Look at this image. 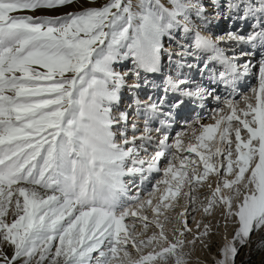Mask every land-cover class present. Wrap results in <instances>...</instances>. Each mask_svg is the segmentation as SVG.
<instances>
[{"label":"snow or ice","instance_id":"obj_1","mask_svg":"<svg viewBox=\"0 0 264 264\" xmlns=\"http://www.w3.org/2000/svg\"><path fill=\"white\" fill-rule=\"evenodd\" d=\"M76 3L0 0V264H187L217 210L236 264L264 233V0Z\"/></svg>","mask_w":264,"mask_h":264},{"label":"rangeland","instance_id":"obj_2","mask_svg":"<svg viewBox=\"0 0 264 264\" xmlns=\"http://www.w3.org/2000/svg\"><path fill=\"white\" fill-rule=\"evenodd\" d=\"M104 3V0H97L96 6H99L100 4ZM81 4H84L85 7L90 6L86 3H84V0H77L76 5L68 7L63 9V12H71V11H78L79 6ZM19 15H58L59 13H44V12H36V13H18ZM253 72H256V69H253ZM253 77H248L246 81L241 82V92H246L249 84H255V82L252 80ZM245 83V84H244ZM179 127V126H177ZM213 187L215 186V180L213 178L212 180ZM196 195L200 198L197 201V205H199L201 202H205L204 197L206 195H210L209 188L207 185H205L203 188L199 189L196 193ZM180 211V209H177V212ZM176 214V213H173ZM196 221H200L201 219H204V223H211V231L213 235L211 236V239L207 240L206 242L210 245L209 248L202 247L199 242H197V247L193 251L191 245H188L186 243L185 247L182 251L178 250V255H182L183 259L187 262V264H205L206 260H212L214 259L215 255H219V249L221 248V239L220 234L223 232H226L228 234V237L232 239V236L234 234V225L229 222L227 226H225V222L222 218L221 211L217 210L216 213L211 216L204 218L202 217L201 213L197 212L196 214ZM193 232L196 231V224L195 221H190ZM171 227V225H169ZM154 229H149V234ZM202 230V229H201ZM188 240L192 239V236L187 237ZM251 247H243L240 249L239 254L236 258V264H264V233H255L251 237ZM199 248V252L196 251L197 248ZM133 256H135V251L132 250ZM212 257V258H211ZM167 264H176V261L174 258H169L167 261Z\"/></svg>","mask_w":264,"mask_h":264},{"label":"bare ground","instance_id":"obj_3","mask_svg":"<svg viewBox=\"0 0 264 264\" xmlns=\"http://www.w3.org/2000/svg\"><path fill=\"white\" fill-rule=\"evenodd\" d=\"M193 74H195V73H193ZM254 82H255V79H252ZM158 84L160 83V81L159 80H157L156 81ZM245 84V83H244ZM242 87V86H241ZM191 115H193V113H191L190 112V110L188 111V112H186L185 114H184V118H190V116ZM177 130H179V127H177ZM173 215H175V214H173ZM154 231V230H153ZM226 234H228V233H226V232H223L222 234H220L221 236H220V239H221V248H222V246L227 242V241H229V240H231L230 239V237H228V235H226ZM199 248L200 247H198L197 248V250L196 251H200L199 250ZM220 248V249H221ZM220 249H219V251H220ZM134 258H135V256H134ZM212 258V257H211ZM220 257H219V255H215V257H214V259L212 258V260H209V261H205V262H203V263H205V264H216V262H217V260L219 259Z\"/></svg>","mask_w":264,"mask_h":264}]
</instances>
